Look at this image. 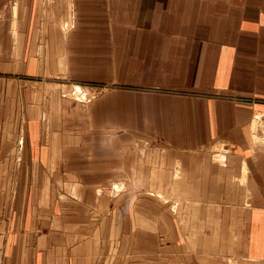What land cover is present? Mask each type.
I'll return each instance as SVG.
<instances>
[{
	"label": "crops",
	"instance_id": "0c3cea01",
	"mask_svg": "<svg viewBox=\"0 0 264 264\" xmlns=\"http://www.w3.org/2000/svg\"><path fill=\"white\" fill-rule=\"evenodd\" d=\"M0 64L40 81L0 120L2 264H124L158 232L150 264H264V0H0ZM58 78L99 94L64 126L91 134H46ZM116 191H165V213L127 215Z\"/></svg>",
	"mask_w": 264,
	"mask_h": 264
},
{
	"label": "rangeland",
	"instance_id": "374dc122",
	"mask_svg": "<svg viewBox=\"0 0 264 264\" xmlns=\"http://www.w3.org/2000/svg\"><path fill=\"white\" fill-rule=\"evenodd\" d=\"M19 0H10L11 5L12 6H17ZM3 64H0V67ZM3 69V68H2ZM0 70V120L5 122V121H14L16 122V117L19 114V104H20V99H19V89L21 86L26 85L25 88L27 89L28 92V101L29 103H34L36 100L34 99L33 95H31V91H35L37 90L38 87V83L40 81H33V80H28L26 77H24L23 75L20 74H15V73H6L5 70ZM26 81H31L33 82L31 85L28 84ZM35 82V83H34ZM47 83L50 82H58L60 83V89L56 90V91H52L49 90L50 87L49 85H47V90L45 91V96L43 99V103L44 104V111H43V119L42 121H44L45 124V129H46V134L47 135H54V131H62L65 132L67 131L68 134H72V135H84L86 136L87 133L91 134V128L90 129H86L83 128L82 125L81 127H77V128H66L64 126H66L68 124L67 121H69L71 119L70 111H74L77 109L78 113L80 112L81 114H84L85 117L89 114V110L87 105H91L94 102L97 101V99L99 98V94H95V96L93 95H86L84 96V98L82 99L81 97H79L80 93L78 94V96L75 94L74 89H73V85L70 83V81H68L67 79H60L58 78V80L54 81V80H49L47 81ZM76 84V83H75ZM51 86V85H50ZM84 86H91V87H95V88H103L106 89V87H101V86H95V85H84ZM29 89V90H28ZM76 89V88H75ZM59 91V92H58ZM55 92V93H54ZM58 92V93H57ZM95 93L97 92V89H95L94 91ZM54 93V94H53ZM82 99V101H79ZM30 99H32L30 101ZM34 99V100H33ZM86 99V100H85ZM45 100V101H44ZM37 103V101H36ZM65 104V105H64ZM91 107V106H90ZM90 109V108H89ZM18 111V113H17ZM70 116V118H69ZM84 117V118H85ZM78 119L75 118L74 121ZM50 121V125L49 122ZM53 122H55V124H53ZM53 125H56V127L54 128ZM49 126H52L51 128ZM127 133H132L130 131H127ZM67 134V133H66ZM116 133H109V135H114ZM212 146L211 151H217V152H222V151H226L228 150V145L225 144H212L210 145ZM137 148H139L138 150L135 149V146L133 145H126V149L124 150L126 152L127 157L130 156L132 158V153L135 152L136 150L140 152V155L138 156V158L142 157L144 158L146 155H148L150 153V150L153 152H157L156 148L157 145L155 146H148L145 145L143 143H141V145H136ZM210 150V149H209ZM159 152V151H158ZM222 161V160H221ZM141 183L145 186L146 183H148L149 185V181H144L145 176L150 177L151 174V169L150 166H148L147 162H144L142 160L141 162ZM140 171V168L138 170V172ZM159 172H163V178L160 180V176L158 178V183L162 182V183H166L165 182V171H159ZM158 174V171H157ZM160 180V181H159ZM138 179L136 178L134 180V178L132 177V175L129 176L126 175V177L124 178V181H121V183L126 184V186H133L134 184H138ZM112 194L114 195H119V197L122 199V196H125V210L121 209L122 211L124 210L125 213L127 215H148L149 213H151L150 211H154L157 212L158 210L163 212V214L165 213V204H166V192L165 191H161V192H142V193H131V192H112ZM170 198V197H169ZM169 200V199H168ZM156 201H158V203H156ZM150 203H153L154 207L151 206ZM158 205H160V207H158ZM152 211V212H153ZM155 221V220H154ZM144 227V226H143ZM153 232H155V230H153ZM151 235V234H150ZM158 235V236H157ZM155 235L153 234V236H155L153 239H142V240H136L135 239H131L129 240V243L127 245V252L130 254H127L126 260L124 262V264H131L130 261L128 260V255H131L132 253L135 254L137 257L136 259L140 260V262L138 264H150V257H149V252L153 251V252H157L156 247L158 249V253L159 256H164L165 253H163L165 250V239L163 237V235H161L160 232H158V234ZM132 236V235H131ZM134 236V234H133ZM157 236V238H156ZM135 237V236H134ZM137 243V246H135ZM1 249V248H0ZM153 264H156V262H154ZM158 264H162V263H158ZM165 264V263H163Z\"/></svg>",
	"mask_w": 264,
	"mask_h": 264
},
{
	"label": "built area",
	"instance_id": "2783aa9c",
	"mask_svg": "<svg viewBox=\"0 0 264 264\" xmlns=\"http://www.w3.org/2000/svg\"><path fill=\"white\" fill-rule=\"evenodd\" d=\"M0 264H2V254H1V249H0Z\"/></svg>",
	"mask_w": 264,
	"mask_h": 264
}]
</instances>
